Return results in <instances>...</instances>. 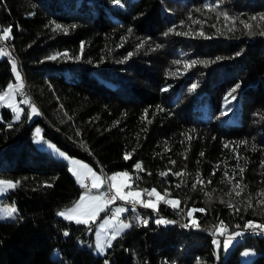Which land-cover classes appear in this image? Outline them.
Listing matches in <instances>:
<instances>
[{
    "label": "trees",
    "instance_id": "16d2710c",
    "mask_svg": "<svg viewBox=\"0 0 264 264\" xmlns=\"http://www.w3.org/2000/svg\"><path fill=\"white\" fill-rule=\"evenodd\" d=\"M261 16L264 0H0L5 45L38 110L27 120L24 104L17 120L0 105V177L19 182L0 197L17 210L0 218V264H247L241 245L264 264V232L245 227L264 220ZM10 79L2 55L0 89ZM34 123L68 155L125 169L131 187L166 191L179 206H141L146 223L128 210L130 227L93 252V222L57 214L82 186L34 145ZM189 207L203 209L195 225ZM221 222L243 230L225 253L213 243Z\"/></svg>",
    "mask_w": 264,
    "mask_h": 264
},
{
    "label": "rangeland",
    "instance_id": "374dc122",
    "mask_svg": "<svg viewBox=\"0 0 264 264\" xmlns=\"http://www.w3.org/2000/svg\"><path fill=\"white\" fill-rule=\"evenodd\" d=\"M3 29H5V28H3ZM3 42H4V40H3ZM4 44H7V43L4 42ZM0 47L4 48L7 52L10 50V48L8 50L6 48V46H0ZM1 56L2 55H0V57ZM7 56L10 59V67H11V70H12V62L15 61V60L12 59L9 55H7ZM15 63H16V61H15ZM16 66H17V63H16ZM17 71L20 73V70H19L18 66H17ZM20 76H21V73H20ZM23 83H25V82H23L22 77H21V80L18 81L16 79L15 73L12 70V79L8 80L6 82V84L0 89V94H2L5 91H8V85L9 84H12V85L22 84L23 85ZM19 90H20V87L14 88V90L12 92L11 102L14 103L21 110L20 111V115H21V113L23 111V105L26 104L25 117H26L27 120H29V119H31V117L33 115H35L31 111L32 106H35L36 109H37V107H36V105L34 103H30L29 102L30 98H29L28 94L26 95V97L20 96V98H18L17 97V93H20ZM25 101H28V103H25ZM8 103H9V101H7V99L5 101H0V105H5L11 110L12 119H15L16 113L13 111V109L11 107L8 106ZM37 112H38V110H37ZM37 130H39V134H37ZM31 140L34 143V145L46 149L53 156L61 158L65 162H66L65 159L68 158V160L70 162H71V160H76V161L79 162V164L87 165L94 172H96V174L98 176L101 177L102 181H105V184L107 183V186H109L111 188L113 195L115 194V188L112 187V185L113 184H121V183H123L122 179H118L117 181H111L110 178L113 175L117 174V173L127 172V170L119 169V170H114V171H110V172H104L103 170L95 169L90 163H88L87 161H85L83 159H79V158L72 159V158H76V157L68 155L61 148L57 147L52 141H50L47 138H44L41 135V127H40V125L38 123H34L32 125V128H31ZM66 164H67V162H66ZM72 165H73V163H72ZM69 171H72L74 173V172L79 171V169H78V167L76 165V166H72V168ZM72 175L75 177L77 183H79L80 185H81V182H80L81 179H83V182H84L85 179H87V184H88L89 189H90L89 195H91V196H100L102 198V191H103L104 186H103L102 190L100 188L99 189L91 188V180H90V178H85V177L78 178L77 175H75V174H72ZM0 180H8V181H12V182L14 181V179H8V178H2V177H0ZM127 183L128 184L130 183V179L127 181ZM152 188H154V187H149V188H146V189L151 190ZM128 190L129 189H125V191H128ZM131 190H142V189L141 188H137V187H131ZM85 192H86V189L84 187H82L81 190H80V193L76 197V199H74L69 204L64 205L63 207L58 208L57 209V214L59 212H61V211H65L66 209L72 208L79 201L80 197L85 194ZM158 192H160V191H158ZM2 193L3 192H0V197H1ZM161 194L163 195V193H161ZM142 198L144 200H146V201L149 199V197L147 195H144ZM151 199H152V201L154 203H157V200H156L155 197H152ZM165 199L177 200L176 197L170 196V195L165 197ZM120 201H122V200H120V199L119 200H112L110 202V206L113 208V210L110 211V209L108 207L109 212H110L109 214L106 213V211L103 214H100V212H101L100 211L94 219L90 220V221L93 222V241H92V244H91V249H92L93 252H95V253H103V252H101L98 249L97 245L98 244L99 245H103V248L105 250L106 245L112 239V234L114 232H116L118 229H120V225L122 223L129 224V216L126 215V214L121 216V213H124V212H121L118 215H115V217H114L115 210L117 208H122V205H121ZM107 204H109V203H107ZM124 206H126L127 210H130L132 212V214L134 215V212L132 211V206H130V207L127 206V205H124ZM138 206L137 207L140 208L142 205L139 204ZM12 207H14L12 201H10V200L1 201L0 200V218H8L7 215H6V210L10 209ZM137 207H136V210H138ZM192 209H193V207H189L186 210V212H185V216L188 218V221H191V220L194 219V217L192 215V211H191V214H189L190 210H192ZM140 211H142V210L140 209ZM106 221L108 223H105ZM261 223H264V220ZM102 225H103V227H102ZM220 227H221V224H216V226L214 227V232L217 233V235L213 237V241H216V243H214V247L217 248L220 245L221 248H222V252L225 253L229 249V247L243 233V230L242 229H235V230H232V231H224V234L221 235L220 231L217 230ZM122 230L123 229H121L119 232H121ZM234 233H239V235H233ZM218 235L220 236V238H218ZM226 242H227V247H225V243ZM254 254H255V251L251 247L245 246V245H241L240 248L238 249V252H237V256H238L239 261L241 263H247V264H252L250 262V259H251V257L254 256Z\"/></svg>",
    "mask_w": 264,
    "mask_h": 264
},
{
    "label": "snow or ice",
    "instance_id": "6c2138e0",
    "mask_svg": "<svg viewBox=\"0 0 264 264\" xmlns=\"http://www.w3.org/2000/svg\"><path fill=\"white\" fill-rule=\"evenodd\" d=\"M113 2L117 5L121 4V0H113ZM222 15L225 16V19H228L227 14H222ZM253 19H255V17ZM260 19L264 20V16H261ZM194 23H198V21H194ZM244 26H245V28H249V29L251 28V25H249L247 23H245ZM55 29L66 31V29H62V26L59 24L55 25ZM10 33H11L10 28L0 29V40L6 41L7 39H9ZM199 34L203 35V32H200ZM261 34L264 35V33H261ZM0 55H9V53L4 48L0 47ZM63 55L65 57H67L68 53H64ZM129 55H131V53H129ZM49 59H56V57L52 56V57H49ZM193 63H195V62H193ZM187 66L188 65H186V67ZM12 70L16 75V79L18 81L21 80V76H20V73L17 71V66H16L15 61L12 62ZM18 87H22V84H19V85L9 84L8 85V91H5L2 94H0V101H5L6 99H7V101H9L8 106L11 107L13 109V111L16 113L15 119H17V120L20 119V111L21 110L14 103L11 102V98H12V92H13L14 88H18ZM192 87L194 89L196 87V85H193ZM236 87H239V85H237ZM232 91H235V88ZM25 103H28V101H25ZM31 111L33 114H37V109L35 108V106H32ZM37 134H39V130H37ZM201 155H203V153H201ZM130 156H131L130 153H126L124 158L129 159ZM76 163L77 162L73 161V164H76ZM173 163H174V161H173ZM77 167H78L79 171L74 172V174L77 175L78 178H81V177L90 178L91 188L99 189L101 187V185L103 184V181L101 180V177L96 174V172H94L87 165L79 164V165H77ZM135 168L137 170H143L142 165L140 163H136ZM242 171L243 170L241 169V172ZM161 175L162 176L167 175V173H161ZM175 175L180 176V175H182V173H175ZM225 176H227V173H225ZM118 179H122L123 183L112 185V187L115 188V194L110 199H102L100 196L89 195V192H90L89 186H88V184L83 182V179H81L80 180L81 186L86 189L85 194L80 197L79 201L72 208L66 209L65 211H61L58 213V215L63 216L65 219L75 220L76 223L87 224L89 222V220L94 219L100 211L104 210V206L107 203H110L112 200H115V199H120V200H124V201H128V202H132V203H139L146 208H153V209H156L157 203L161 202V201L171 205L172 207H178L180 204V202L178 200L165 199V197L170 195L166 191L162 195L155 188H152L151 190H148V189L131 190V186L127 183V181L130 179V176L127 172L117 173L110 178L111 181H117ZM197 182L203 183L202 179L199 177H197ZM229 182H231V181H229ZM18 183H19L18 181L12 182V181H8V180H0V192H5L9 189L15 188ZM209 183H211V181H209ZM177 186H179V185H177ZM193 187H195V185H193ZM238 187H239V185L237 184L236 187L233 188V191H236V188H238ZM125 189H129V190L125 191ZM240 191H242V189ZM240 191H236V195H240ZM144 195H147L149 197V199L147 201L142 198ZM261 195L264 196V193H261ZM152 197L156 198L157 203H154L152 201V199H151ZM261 204H264V200L261 201ZM249 206H251V205H249ZM229 207H233V205L229 204ZM123 211H124V209L117 208L115 210L114 217H115V215H118L119 213H121ZM191 211H203V209H199V210L192 209V210H190L189 214H191ZM237 211H238V209H237ZM16 212H17L16 208L12 207V208L6 210V215L9 218L15 219L14 214ZM146 222L147 221H145V223ZM156 222L157 223H166L167 221H164L161 219V220H157ZM105 223H108V222L106 221ZM195 223H196L195 220H193L194 225H195ZM102 227H103V225H102ZM128 227H130L129 224L122 223L120 225V229H118L116 232H114L112 234V238L114 239L115 236L118 234V232L121 229H125ZM185 227H187V225H185ZM245 227L249 228V229L259 230V231L264 232V223L256 224L253 221H248L247 224L245 225ZM217 230L220 231L221 235H223L224 231H226V228L223 227L222 222H221V227ZM65 235H67V233H65ZM233 235H239V233H234ZM213 243H216V241H213ZM97 247L101 252H103V250H104L103 245L98 244ZM225 247H227V242L225 243Z\"/></svg>",
    "mask_w": 264,
    "mask_h": 264
},
{
    "label": "built area",
    "instance_id": "2783aa9c",
    "mask_svg": "<svg viewBox=\"0 0 264 264\" xmlns=\"http://www.w3.org/2000/svg\"><path fill=\"white\" fill-rule=\"evenodd\" d=\"M0 46H5L3 40H0ZM28 94V92H24V90H22V87H20V95L21 96H26ZM84 183L87 184V179L84 180ZM113 196L112 190L109 186H107V183L104 185L103 191H102V198L103 199H110ZM115 200H119V199H115ZM122 204L123 203H130L132 204V211H134V217L137 218L138 222H144L146 219V215L143 213V211H136V204L138 203H132V202H128V201H120ZM110 211L112 210L111 207H109ZM109 209L106 211V213H110Z\"/></svg>",
    "mask_w": 264,
    "mask_h": 264
},
{
    "label": "crops",
    "instance_id": "0c3cea01",
    "mask_svg": "<svg viewBox=\"0 0 264 264\" xmlns=\"http://www.w3.org/2000/svg\"><path fill=\"white\" fill-rule=\"evenodd\" d=\"M72 159H77V157H76V158H72ZM65 160H66V162H67L68 169H69L70 167L72 168V166L79 165V162L76 161V160H71V162L68 160V158L65 159ZM73 161H76L77 163L72 165ZM69 166H70V167H69ZM71 168H70V169H71ZM70 169H69V170H70ZM70 172H71L72 174H74L72 171H70ZM106 181H107V180H106ZM104 184H105V181H103V184H102L101 187H100L101 190H102ZM121 205H122V209H124V211H123L124 213H121V216H122V215H124L125 212H127L128 210H127L126 206H124L122 203H121ZM106 207H107V205L104 207V210L106 209ZM110 207H111V206H110ZM111 208H112V207H111ZM112 210H113V208H112Z\"/></svg>",
    "mask_w": 264,
    "mask_h": 264
},
{
    "label": "bare ground",
    "instance_id": "6f19581e",
    "mask_svg": "<svg viewBox=\"0 0 264 264\" xmlns=\"http://www.w3.org/2000/svg\"><path fill=\"white\" fill-rule=\"evenodd\" d=\"M6 46V45H5ZM7 48V47H6ZM27 88V89H26ZM24 89V92H28V87H27V85H26V83H23V85H22V90ZM124 205H127V206H132V204H130V203H123ZM139 204H136V207L138 206ZM139 207V206H138ZM137 207V209L138 210H136V211H140V208H138ZM134 212V211H133Z\"/></svg>",
    "mask_w": 264,
    "mask_h": 264
}]
</instances>
